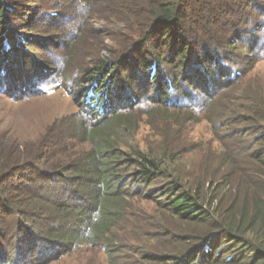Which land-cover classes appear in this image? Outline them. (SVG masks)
Instances as JSON below:
<instances>
[{
  "label": "trees",
  "instance_id": "obj_1",
  "mask_svg": "<svg viewBox=\"0 0 264 264\" xmlns=\"http://www.w3.org/2000/svg\"><path fill=\"white\" fill-rule=\"evenodd\" d=\"M20 1L0 0V52L11 49L16 39L19 43L26 41L23 33L14 31V11H18ZM100 1L70 0L62 7L65 10L73 5L85 8L88 3H93L95 12L100 10L98 13L102 14L107 6L99 8ZM107 3L110 7L113 5L115 11L112 14L117 21L128 24L133 34L139 35L132 45L134 50L129 56L120 54L114 61L99 59L94 68H86L80 76L72 75L70 71L75 64V49L72 48L77 42L65 49L64 67H58L49 58L44 60L43 72L47 75L45 79L42 77L43 81L38 86L39 94L64 87L70 93L74 92L77 99L82 98L81 102H86L88 107L82 110L81 119L71 117L67 121L70 126L54 127L47 135L44 147L37 149L38 157L24 160L15 169L21 168L19 175H13L15 170H10L0 176V245L5 244L6 256L8 246H18L21 241L20 247L28 235H35L33 237L37 241L42 240L52 246V259L101 243L107 244L104 252L121 258V244L116 239H119V230L125 227L124 220L135 195L127 186V177H136V182L144 186L170 178L171 184L173 182L170 191L178 185V177L175 176L178 168L173 162L180 157L179 150L169 157L167 154L171 146L168 145L167 149L162 146L159 156L140 146L134 140L140 129L136 114L143 112L150 116L153 123V120L169 116V113H180L176 105L168 103L170 99L177 101L176 96H170V91L177 90L175 79H181L179 70L183 71L191 64L196 68L193 71L197 73L198 83L215 79L216 84L220 81V72L224 74L230 68L227 61L233 59L232 54L239 48L240 41L250 39L246 31L252 26L261 29L264 34V0H110ZM76 11L63 13L67 12L66 19L73 20ZM79 19L82 20V17ZM83 25L79 27L76 22L72 25L78 30L77 39L82 40L81 35L85 33ZM65 29L70 31L71 27ZM261 39L262 45L256 41L254 47L258 46L257 51L263 59L264 35ZM63 45L55 47L59 51L57 56H60L58 54L62 52ZM3 56L7 57V54L3 52ZM128 61L153 78L161 90V96L146 106L149 110L139 104L125 106L114 101L115 90L110 88V79L119 75L118 68L124 62L127 69ZM213 63L217 65L215 71ZM4 64L9 65V58ZM164 65L169 67V72L165 73L166 70L162 69ZM199 72L205 74L199 75ZM168 73H171V78ZM183 75L185 83L194 88L197 81L192 80L193 72H188L187 68ZM242 78L240 69L235 66L232 74L223 79L224 90L214 92L212 88L210 93H206L209 94L207 120L212 122L224 115L227 109L225 102L242 87ZM20 89L25 91L24 86ZM180 98L187 101L183 108L193 116L203 111V103L197 102L194 94L180 91ZM254 105L253 108L257 111L256 107H259L263 116L264 100ZM263 129L252 135L253 146L260 148L252 153V158L260 162L256 169L259 180L252 179L255 191L248 194L246 190L242 192L243 199H231L229 209L222 215L220 209H216L217 199H211L209 208H204L207 201L198 198L202 196V191L198 193L200 188L197 192V188L193 190L196 186L172 192L166 202L171 213L204 226V230L197 229L196 234L183 239L186 244L176 253L148 255L145 259L151 261L150 264H264ZM18 176L22 181L15 183ZM39 247L36 250L39 263H31L32 255L28 254L21 259L22 264H42L44 257L41 255L44 252L40 244ZM16 259L20 258L16 256ZM7 261H10L7 264L17 263L6 258L0 264Z\"/></svg>",
  "mask_w": 264,
  "mask_h": 264
},
{
  "label": "rangeland",
  "instance_id": "obj_2",
  "mask_svg": "<svg viewBox=\"0 0 264 264\" xmlns=\"http://www.w3.org/2000/svg\"><path fill=\"white\" fill-rule=\"evenodd\" d=\"M108 1L110 0L100 1L99 8L107 6V10L103 9L102 14L98 13L100 10L95 12L93 3H88L85 8L73 5L69 10H65L62 5H67L70 0L20 1L18 11H14V31L23 33L26 41L19 43L15 38L17 42L11 49L0 52V176L15 170L24 160L36 159L39 154L37 149L44 147L51 130L57 126H70L67 121L71 117L81 119L82 110L88 107L86 102H81L82 98L77 99L73 95L74 92L70 93L64 87L39 94L38 86L47 75L43 72L45 59L49 58L58 67H64L65 49L68 50L67 47L77 42L72 48L75 49L74 56L72 55L75 64L70 71L72 75L80 76L86 68H94L99 59L114 61L120 54L129 56L133 52L132 45L139 35L135 32L133 34L128 24L117 21V17L112 14L115 11L113 5L110 4V7ZM76 9L74 19H66L68 14L63 12L71 13ZM89 13L90 17L85 22L84 19ZM80 16L82 20L79 19ZM75 22L79 27L84 24L85 33L81 35L82 40L77 39L78 30L72 26ZM67 26L71 27L70 31L65 29ZM245 34L249 35L250 39L240 41L239 48L232 54L233 59L227 61L230 68L224 74L220 72L218 83L215 84V79H205L198 83L197 73L193 71L196 68L190 64L187 67L188 72H193L192 80L197 81L192 88L182 78L186 75L183 73L187 72V68L178 71L181 79H175L177 90L170 91L171 97H177V103L171 99L168 103L176 105L180 113H169V116L159 117L158 120H153V123L150 116L143 112L136 114V118L140 120V129L134 140L138 141L140 146L159 156L162 146L165 149L168 145L171 146L167 154L169 157L179 150L177 153L180 157L173 162L175 168H178L175 172L178 185L174 191H185L196 186L192 189L197 188V192L200 188L198 193L202 191V196H197L199 199H206L204 208H209L208 202L211 199H217V205H213L220 209L221 215L229 209L231 199H243L242 192L247 190L250 194L255 191L252 179L255 181L260 177L256 172L260 162L252 158L253 151L260 148L253 146L252 135L264 128L259 126L264 125V115L259 113V107H256L257 111L253 108L255 102L264 100V58H260L258 46H254L256 41L262 45L261 38L264 34L261 29L252 26ZM60 45H63L62 52L57 56L59 51L55 47ZM261 48L262 46L259 47L260 51ZM3 52L7 57L3 56ZM7 58L8 66L4 64ZM127 63V69L124 62V65L118 68L119 75H113L110 79V88L115 90L114 101L125 106L131 103L139 104L146 109L154 98L161 96V90L153 78L140 71L139 66L131 61ZM224 64L226 65V62ZM235 66L240 69L243 77L241 84H244L240 91L234 92L232 99L226 100L227 109L224 115L211 122V119L206 118L209 95L206 93H210L212 88L214 92L224 90L223 79L232 74ZM216 67L213 63V71ZM162 69L166 70L165 73L169 72L168 66L164 65ZM199 70L203 71L201 67ZM6 73L7 76H3ZM204 74L199 72V75ZM168 75L171 78V73ZM23 86L25 91L20 89ZM180 91L183 94H194L197 102L203 103V111L199 112V115L193 116L188 109L183 108L187 101L180 98ZM122 100L123 103L120 102ZM177 115V118H173ZM193 117L199 119L194 120ZM20 172L21 168L15 170L13 175H19ZM18 177L15 183L22 181V178ZM126 180L129 181L127 186L135 195L132 197L129 214L124 220L125 227L119 230V239H116L117 243L121 244V258L108 251L104 252L103 248L107 244L101 243L81 247L70 254L52 259V246L44 244L42 240L37 241L33 237L35 235H28V239L20 247L21 241L18 246H8L7 256L6 246L2 243L4 246L0 245V263L5 262L7 258L16 261V264H22L21 259L28 254L32 255L31 263H39L36 250L40 249V244L44 252L41 255L44 257L42 264H150L151 261L145 259L148 255L176 253L186 244L183 239L196 234L197 229L204 230V226L177 217L167 208L166 202L174 192L169 190L173 184L170 178L159 179L149 186L136 182V177H127ZM13 196L15 197V193ZM215 215L218 216L217 210ZM250 235L252 237V234ZM16 256L20 259H16Z\"/></svg>",
  "mask_w": 264,
  "mask_h": 264
}]
</instances>
